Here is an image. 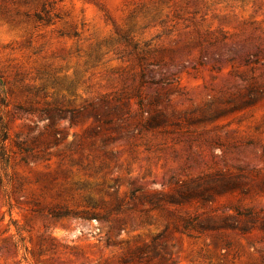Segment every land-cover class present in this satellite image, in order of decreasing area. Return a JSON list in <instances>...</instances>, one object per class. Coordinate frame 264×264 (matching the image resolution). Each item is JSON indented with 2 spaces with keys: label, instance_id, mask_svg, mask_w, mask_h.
<instances>
[{
  "label": "rangeland",
  "instance_id": "374dc122",
  "mask_svg": "<svg viewBox=\"0 0 264 264\" xmlns=\"http://www.w3.org/2000/svg\"><path fill=\"white\" fill-rule=\"evenodd\" d=\"M0 139V264H264V0H0Z\"/></svg>",
  "mask_w": 264,
  "mask_h": 264
},
{
  "label": "trees",
  "instance_id": "16d2710c",
  "mask_svg": "<svg viewBox=\"0 0 264 264\" xmlns=\"http://www.w3.org/2000/svg\"><path fill=\"white\" fill-rule=\"evenodd\" d=\"M49 136H50V140L43 143V147H46L45 148L46 150L50 149V146L48 147V145L50 143H56L58 141L59 134H58L56 128L54 127V124H52V126H51V131H50V135ZM3 141H4L3 139H0V156H2L3 153H4L3 152L4 151ZM18 148H19V146H18ZM20 149H22V148H20ZM181 199H186V198H184V196H183V198H181ZM201 199H203V197ZM160 201L161 200H157L156 199L155 201H153V202L149 201L148 203L149 204L155 203V205H159L158 203H160ZM179 201L183 202V201H186V200H178V202ZM181 221L184 223L183 229H195L194 228L195 226H194V223H193L194 220H193L192 217H189L187 219L186 218H182ZM157 240L158 239L153 238L152 241H151L150 246H153L154 248H156ZM146 248H147V246L144 247L143 249L139 250V252L137 253V256H136L137 259L142 260V262L147 260L146 255L144 253Z\"/></svg>",
  "mask_w": 264,
  "mask_h": 264
}]
</instances>
